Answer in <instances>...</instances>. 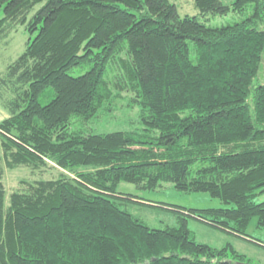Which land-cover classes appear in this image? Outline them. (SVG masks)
<instances>
[{
  "label": "trees",
  "instance_id": "trees-1",
  "mask_svg": "<svg viewBox=\"0 0 264 264\" xmlns=\"http://www.w3.org/2000/svg\"><path fill=\"white\" fill-rule=\"evenodd\" d=\"M193 1L202 17L247 16L210 27L169 0H0V40L15 26L28 34L0 77V264L248 263L231 245L196 242L187 217L263 245L246 229L255 218L264 230V0ZM127 90L141 132L69 131ZM2 164L64 174L6 207ZM122 182L170 183L223 208L167 206L178 226L150 228L119 208L141 200L117 193Z\"/></svg>",
  "mask_w": 264,
  "mask_h": 264
},
{
  "label": "rangeland",
  "instance_id": "rangeland-1",
  "mask_svg": "<svg viewBox=\"0 0 264 264\" xmlns=\"http://www.w3.org/2000/svg\"><path fill=\"white\" fill-rule=\"evenodd\" d=\"M224 5L230 6L234 0H220ZM174 4L180 17H199V12L193 0H169ZM36 7L34 11L37 9ZM249 9V8H248ZM249 12V11H247ZM247 14L237 15L232 11L226 16L207 15L200 16V20L210 27H220L222 25L240 22L246 18ZM264 30V25L259 26ZM28 34L23 26H15L7 35L0 40V77L6 71V67L14 61L26 48ZM264 55L263 62L258 73V82L264 81ZM83 71H76L75 76L82 74ZM113 72L111 67L107 69V80L111 81ZM139 107L135 102V94L129 90L124 92H113L112 97L102 104L96 116L88 121L78 118L71 120L70 132L81 130L84 133H111V132H141L142 127L139 123ZM8 117L7 112L0 104V122ZM3 167L2 184L5 190V206L9 205V198L13 193L24 192L29 184L38 181H51L59 179L64 172L56 168L53 164L38 169L31 167H18L7 169ZM66 174V173H65ZM122 195H129L141 199L140 202L128 200H115L119 208L129 213L133 218L142 222L150 228L164 229L166 227L176 228L178 226V213L167 209V206L185 210H205L223 208L217 199H212L205 193H183L175 190L170 183H161L155 190H137L134 185L120 183L116 190ZM255 202L264 201V192L255 197ZM144 201L149 202L146 205ZM145 203V202H144ZM187 228L192 238L201 244L209 245L213 248H222L231 245L238 253L245 256L250 264L258 262V247L245 241H241L211 228L206 224L187 217ZM246 234L264 243V230L256 227V219L253 218L247 229Z\"/></svg>",
  "mask_w": 264,
  "mask_h": 264
},
{
  "label": "crops",
  "instance_id": "crops-1",
  "mask_svg": "<svg viewBox=\"0 0 264 264\" xmlns=\"http://www.w3.org/2000/svg\"><path fill=\"white\" fill-rule=\"evenodd\" d=\"M235 238L236 239H239L241 241H244L241 238H237V237H235ZM245 242H248V241H245ZM248 243L253 244V245H256L258 247V249H259V250H257L259 261L258 262H254V264H264V243H263V245H257V244H254L252 242H248Z\"/></svg>",
  "mask_w": 264,
  "mask_h": 264
},
{
  "label": "water",
  "instance_id": "water-1",
  "mask_svg": "<svg viewBox=\"0 0 264 264\" xmlns=\"http://www.w3.org/2000/svg\"><path fill=\"white\" fill-rule=\"evenodd\" d=\"M237 264H250V263H237Z\"/></svg>",
  "mask_w": 264,
  "mask_h": 264
}]
</instances>
